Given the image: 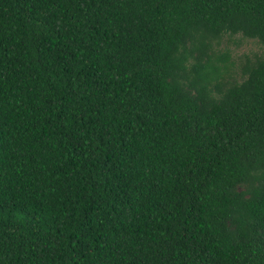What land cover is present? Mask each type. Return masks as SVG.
<instances>
[{"label": "trees", "instance_id": "trees-1", "mask_svg": "<svg viewBox=\"0 0 264 264\" xmlns=\"http://www.w3.org/2000/svg\"><path fill=\"white\" fill-rule=\"evenodd\" d=\"M0 264H264V0H0Z\"/></svg>", "mask_w": 264, "mask_h": 264}, {"label": "rangeland", "instance_id": "rangeland-1", "mask_svg": "<svg viewBox=\"0 0 264 264\" xmlns=\"http://www.w3.org/2000/svg\"><path fill=\"white\" fill-rule=\"evenodd\" d=\"M233 38L234 40H230L227 36L222 37L218 44H214L213 49L215 51L227 52L230 56V61L233 60L235 62L233 65L234 71H237L238 64L242 62V59H244V54L251 57L255 53L259 54L262 46H260L255 39L250 40L240 38L239 36H235Z\"/></svg>", "mask_w": 264, "mask_h": 264}]
</instances>
